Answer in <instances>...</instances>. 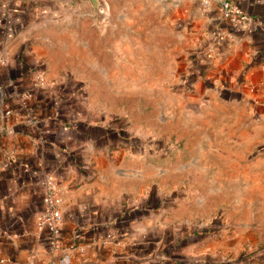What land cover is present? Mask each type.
<instances>
[{
	"label": "crops",
	"instance_id": "obj_1",
	"mask_svg": "<svg viewBox=\"0 0 264 264\" xmlns=\"http://www.w3.org/2000/svg\"><path fill=\"white\" fill-rule=\"evenodd\" d=\"M230 1L250 20L231 22L218 0H169L178 26L210 50L215 71L207 85L242 97L232 108V134L203 154L207 184L188 185L179 202L165 200L159 169L150 175L141 152L114 144L96 105L82 104L79 86L51 69L41 44L32 45L36 27L63 13L59 1L0 0V264H143L166 225L208 220L219 207L236 224H264V0ZM41 66L48 80L36 88ZM25 90L32 94L22 107ZM260 96L259 106L246 99ZM47 178L63 196L57 251L36 227Z\"/></svg>",
	"mask_w": 264,
	"mask_h": 264
},
{
	"label": "rangeland",
	"instance_id": "obj_2",
	"mask_svg": "<svg viewBox=\"0 0 264 264\" xmlns=\"http://www.w3.org/2000/svg\"><path fill=\"white\" fill-rule=\"evenodd\" d=\"M58 1L60 17H49L30 38L48 51L51 69L79 86L82 104L96 105L114 144L141 152L150 175L159 169L166 201L180 202L188 185L207 184L203 154L216 152L224 132L232 134V108L242 97L207 85L215 64L200 36L178 26L169 0H104L101 23L87 0ZM246 99L253 106L263 101ZM227 211L166 225L143 264H245V251H264V224H236Z\"/></svg>",
	"mask_w": 264,
	"mask_h": 264
},
{
	"label": "built area",
	"instance_id": "obj_3",
	"mask_svg": "<svg viewBox=\"0 0 264 264\" xmlns=\"http://www.w3.org/2000/svg\"><path fill=\"white\" fill-rule=\"evenodd\" d=\"M221 14L231 22L239 19H248L250 17L234 5L230 0H218ZM33 85L36 88L43 87L47 84L46 72L38 69L32 78ZM30 90L20 93L19 100L22 107L26 106V100L31 96ZM5 114H10L9 104L6 105ZM62 203L63 196L59 187L54 183L52 178H47L43 192L42 208L36 217V227L39 231H47L52 250H59L61 245V226H62Z\"/></svg>",
	"mask_w": 264,
	"mask_h": 264
},
{
	"label": "trees",
	"instance_id": "obj_4",
	"mask_svg": "<svg viewBox=\"0 0 264 264\" xmlns=\"http://www.w3.org/2000/svg\"><path fill=\"white\" fill-rule=\"evenodd\" d=\"M261 249L262 246H259L251 251H245L240 257L245 259V264H250L254 261L264 262V251L260 252L259 250Z\"/></svg>",
	"mask_w": 264,
	"mask_h": 264
},
{
	"label": "water",
	"instance_id": "obj_5",
	"mask_svg": "<svg viewBox=\"0 0 264 264\" xmlns=\"http://www.w3.org/2000/svg\"><path fill=\"white\" fill-rule=\"evenodd\" d=\"M89 4L93 7V13L95 20L101 23L103 14H105L106 4L104 0H87Z\"/></svg>",
	"mask_w": 264,
	"mask_h": 264
}]
</instances>
